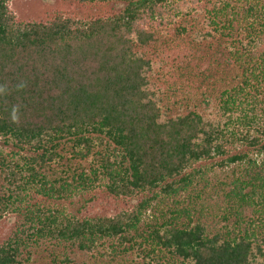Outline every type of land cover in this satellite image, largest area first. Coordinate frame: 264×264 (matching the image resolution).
Instances as JSON below:
<instances>
[{
  "label": "trees",
  "instance_id": "obj_1",
  "mask_svg": "<svg viewBox=\"0 0 264 264\" xmlns=\"http://www.w3.org/2000/svg\"><path fill=\"white\" fill-rule=\"evenodd\" d=\"M11 1L0 221H17L0 264H264V0H70L121 8L26 21ZM209 161L231 169L209 178ZM95 188L135 203L94 217L62 205Z\"/></svg>",
  "mask_w": 264,
  "mask_h": 264
},
{
  "label": "rangeland",
  "instance_id": "obj_2",
  "mask_svg": "<svg viewBox=\"0 0 264 264\" xmlns=\"http://www.w3.org/2000/svg\"><path fill=\"white\" fill-rule=\"evenodd\" d=\"M11 10L16 13L17 17L20 20H40L46 17H51L54 14H62L63 16H70L79 19H88L95 15H104L110 14L112 12H116L121 8V5L115 3L113 1H106L100 4H77L70 0L60 1V0H12L10 3ZM224 68H222L223 70ZM221 72V69L218 70ZM235 73L233 72H222L220 75L221 83L226 82L229 83L231 78ZM217 75V76H218ZM218 78V77H217ZM217 81V79H216ZM195 87L197 86L194 84ZM228 85V84H227ZM205 87L202 85V90ZM196 101L200 100L199 92L195 97ZM11 148L9 144H5L3 139L0 137V151H8ZM258 160H261V156L257 157ZM210 162V163H209ZM205 163L210 167H207V177H223L228 174L231 166L229 167H218L211 166V161ZM204 163L202 165H205ZM95 197L92 199V197ZM127 202V203H126ZM119 201V202H111L109 200L108 195L105 193L104 188H95L93 191L78 193L74 196L70 201L63 202L62 205L65 207L68 213L76 215L77 217H94L104 214H113L120 209H128L130 208L135 201ZM216 214V218L220 222L221 211L218 210V206L213 205L211 209L209 207V211ZM148 212V211H147ZM143 217V216H142ZM213 218L212 213H209L207 222L211 221ZM17 221L16 216L8 215L0 221V243L6 240L10 235L11 231ZM183 219H180L182 222ZM160 222V221H159ZM132 257V256H131ZM34 264H49L48 260L38 261L35 260ZM88 264H103L100 259L97 258L89 262ZM113 264H161V263H146L141 259H137L136 261L128 260H119Z\"/></svg>",
  "mask_w": 264,
  "mask_h": 264
}]
</instances>
